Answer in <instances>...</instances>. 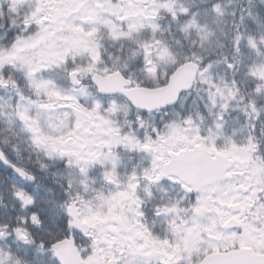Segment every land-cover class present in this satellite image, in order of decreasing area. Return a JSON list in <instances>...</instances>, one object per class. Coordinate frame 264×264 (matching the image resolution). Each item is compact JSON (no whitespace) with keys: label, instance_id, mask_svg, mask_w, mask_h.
Segmentation results:
<instances>
[{"label":"snow or ice","instance_id":"6c2138e0","mask_svg":"<svg viewBox=\"0 0 264 264\" xmlns=\"http://www.w3.org/2000/svg\"><path fill=\"white\" fill-rule=\"evenodd\" d=\"M0 264H264V0H0Z\"/></svg>","mask_w":264,"mask_h":264}]
</instances>
